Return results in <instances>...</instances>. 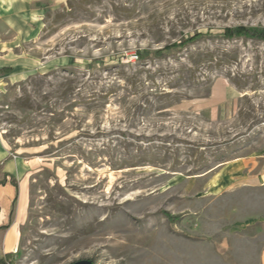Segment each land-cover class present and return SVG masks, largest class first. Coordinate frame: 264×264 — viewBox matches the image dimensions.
<instances>
[{
	"label": "rangeland",
	"instance_id": "1",
	"mask_svg": "<svg viewBox=\"0 0 264 264\" xmlns=\"http://www.w3.org/2000/svg\"><path fill=\"white\" fill-rule=\"evenodd\" d=\"M0 23V256L260 264L264 0H33ZM6 29V28H5ZM197 32L162 58L152 52ZM139 54V55H138ZM138 56V57H137ZM171 218V219H170ZM173 218V219H172Z\"/></svg>",
	"mask_w": 264,
	"mask_h": 264
},
{
	"label": "trees",
	"instance_id": "2",
	"mask_svg": "<svg viewBox=\"0 0 264 264\" xmlns=\"http://www.w3.org/2000/svg\"><path fill=\"white\" fill-rule=\"evenodd\" d=\"M216 35L225 39L244 37V38H252V39H258L264 41V28L244 27V26H238L234 28H224L223 30L219 31ZM210 36L211 35L208 32L205 33L197 32L192 35L183 37L179 41L166 45L163 48L157 49L153 51L151 55L157 58H162L164 57L165 54H168L170 51L173 52L180 51L186 46L197 41L198 39H202ZM11 71H12L11 68H2L0 69V75L7 74ZM6 183H9L12 187H14L17 194V189H18L17 179L12 175L3 172L0 176V186L5 185ZM15 204H16V197L14 198L12 203V209L9 214L8 222L5 225L0 226V236H3L12 224ZM10 257L11 254H4L2 257L0 256V264H6L7 262H9L10 260L7 259H9Z\"/></svg>",
	"mask_w": 264,
	"mask_h": 264
},
{
	"label": "crops",
	"instance_id": "3",
	"mask_svg": "<svg viewBox=\"0 0 264 264\" xmlns=\"http://www.w3.org/2000/svg\"><path fill=\"white\" fill-rule=\"evenodd\" d=\"M33 0H0V23L4 30H10L16 37H29L34 32ZM6 28V29H5ZM4 63L0 58V67ZM13 225L7 230L9 231ZM260 264H264V250L260 254Z\"/></svg>",
	"mask_w": 264,
	"mask_h": 264
},
{
	"label": "water",
	"instance_id": "4",
	"mask_svg": "<svg viewBox=\"0 0 264 264\" xmlns=\"http://www.w3.org/2000/svg\"><path fill=\"white\" fill-rule=\"evenodd\" d=\"M72 264H93V263L89 260H79V261L73 262Z\"/></svg>",
	"mask_w": 264,
	"mask_h": 264
},
{
	"label": "built area",
	"instance_id": "5",
	"mask_svg": "<svg viewBox=\"0 0 264 264\" xmlns=\"http://www.w3.org/2000/svg\"><path fill=\"white\" fill-rule=\"evenodd\" d=\"M6 264H10V263H6Z\"/></svg>",
	"mask_w": 264,
	"mask_h": 264
}]
</instances>
